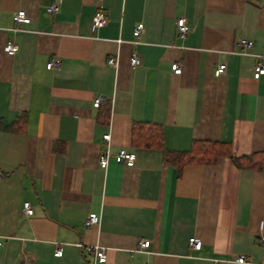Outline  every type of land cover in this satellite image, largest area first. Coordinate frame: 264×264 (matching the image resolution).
Returning <instances> with one entry per match:
<instances>
[{"label":"crops","instance_id":"crops-1","mask_svg":"<svg viewBox=\"0 0 264 264\" xmlns=\"http://www.w3.org/2000/svg\"><path fill=\"white\" fill-rule=\"evenodd\" d=\"M54 3L59 9L47 12ZM98 7L107 19L96 28ZM20 9L28 21L14 31ZM179 17L190 26L183 41ZM242 37L264 55V0H0V264H89L84 246L94 244L107 247L102 264H264V165L231 158L264 151V74L253 78L252 55L231 53ZM55 55L60 65L47 69ZM219 64L225 70L215 76ZM99 94L106 120L92 106ZM18 117L23 130H2ZM135 122L159 125L171 151L206 140L229 143L231 156L177 171L161 149L131 145ZM108 131L111 153L134 152L132 166L112 157L99 166ZM24 201L30 217L20 215ZM91 212L101 215L98 226L85 225ZM192 236L199 250L189 247ZM141 239L150 245L135 251Z\"/></svg>","mask_w":264,"mask_h":264},{"label":"built area","instance_id":"built-area-1","mask_svg":"<svg viewBox=\"0 0 264 264\" xmlns=\"http://www.w3.org/2000/svg\"><path fill=\"white\" fill-rule=\"evenodd\" d=\"M59 9V4L54 3L46 7L47 12L54 13ZM107 19V12L105 9L98 7L92 17V22L94 27L98 28L104 25ZM14 25L11 28L14 31L21 30L19 26L24 24L28 21V17L26 12L23 9L18 10L13 16ZM175 29H176V36L180 41H183L189 33L190 26L186 22L184 17H179L175 21ZM144 31V25L142 22L137 23L132 31L133 39L129 41L133 45L139 43V37ZM120 42V40H118ZM252 47V40L246 38H238L235 41L234 49L231 53L240 54V55H252L255 57L256 62L253 67V78L259 79L260 76L264 74V62L263 58L264 55L262 54H255L250 51ZM4 50L10 56H14L17 52V47L12 41H8L4 45ZM107 63L111 65H116L118 62V57L116 55H110L107 57ZM142 59L140 54L136 51H133L129 57V65L131 67H136L141 63ZM61 63V60L58 56H53L50 58L49 61L46 63L47 69H54L58 67ZM171 70L175 74H180L182 71L181 62L174 61L171 66ZM225 70V64L217 65L214 70L213 74L215 76L220 75ZM104 101V97L102 95H96L92 100V106L98 108ZM104 141V149L100 153L98 157V164L102 169H106L109 159L112 157L117 163L125 164L127 166H132L135 160V153L132 151H128L126 149H119L116 153H111L110 148V132H105L102 135ZM34 213L33 207L31 206L29 201H24L20 208V215L24 217H30ZM101 215L99 213H89L85 219V225L87 227L98 226L100 224ZM257 241L260 244H264V221H260L258 224V233H257ZM1 243V240H0ZM150 241L148 239H141L135 251L143 252L149 247ZM188 245L192 250H199L201 248L202 242L195 236L189 237ZM84 249L91 255V260L89 264H102L106 261V250L107 247L94 244V245H85ZM62 254V242H55V249L53 252L54 256H60ZM237 263H247L248 259L244 255H238L234 259ZM217 261V260H216Z\"/></svg>","mask_w":264,"mask_h":264},{"label":"trees","instance_id":"trees-1","mask_svg":"<svg viewBox=\"0 0 264 264\" xmlns=\"http://www.w3.org/2000/svg\"><path fill=\"white\" fill-rule=\"evenodd\" d=\"M98 108L100 109L98 117L106 120L108 114L107 105L101 104ZM24 126L25 119L18 117L12 124L3 126L2 130L16 132L23 130ZM130 142L135 147L161 149L164 161L168 165L175 167L177 171H181L182 168L188 165L212 163L219 156H231L229 143L206 140H193L186 151H171L164 146L163 132L160 126L152 123H133L130 129ZM231 158L235 165L240 167L261 168L264 165V151L254 153L252 156Z\"/></svg>","mask_w":264,"mask_h":264}]
</instances>
